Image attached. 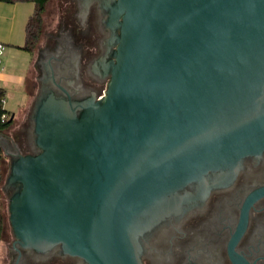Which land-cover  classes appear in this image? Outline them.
Listing matches in <instances>:
<instances>
[{
	"label": "water",
	"instance_id": "obj_1",
	"mask_svg": "<svg viewBox=\"0 0 264 264\" xmlns=\"http://www.w3.org/2000/svg\"><path fill=\"white\" fill-rule=\"evenodd\" d=\"M101 4L119 30L103 97L58 95L45 74L33 150L0 144L2 188L17 249L142 264L140 233L181 188L264 150V0Z\"/></svg>",
	"mask_w": 264,
	"mask_h": 264
},
{
	"label": "flooded vegetation",
	"instance_id": "obj_2",
	"mask_svg": "<svg viewBox=\"0 0 264 264\" xmlns=\"http://www.w3.org/2000/svg\"><path fill=\"white\" fill-rule=\"evenodd\" d=\"M63 3L55 30L44 31L46 42L43 46L42 39L35 50V98L46 74L58 95L99 99L108 86L119 30L115 33L107 23L101 0L87 8L83 0ZM32 137L26 119L0 133V144L31 152ZM13 241L1 264H90L61 247L17 249ZM138 243L142 264H264V150L181 188L165 214L140 233Z\"/></svg>",
	"mask_w": 264,
	"mask_h": 264
},
{
	"label": "crops",
	"instance_id": "obj_3",
	"mask_svg": "<svg viewBox=\"0 0 264 264\" xmlns=\"http://www.w3.org/2000/svg\"><path fill=\"white\" fill-rule=\"evenodd\" d=\"M34 7L32 1H0V42L5 45L0 88L5 92L4 107L8 116L15 120L13 127L28 119L37 92V85L32 84L30 78L34 54L22 48L26 24Z\"/></svg>",
	"mask_w": 264,
	"mask_h": 264
},
{
	"label": "trees",
	"instance_id": "obj_4",
	"mask_svg": "<svg viewBox=\"0 0 264 264\" xmlns=\"http://www.w3.org/2000/svg\"><path fill=\"white\" fill-rule=\"evenodd\" d=\"M4 2H17V1H32L35 4L34 11L30 15L26 24V38L25 43L22 46L23 49L27 50L31 54L35 53V50L41 43L44 30L45 21L44 14L47 10V5L51 0H0ZM5 98V92L0 88V132H6L10 130L14 125V118L8 116V110L4 107V102L1 98ZM3 149L0 147V196L2 194V187L4 184V173L3 165L6 159ZM5 225V213L0 209V241L3 238Z\"/></svg>",
	"mask_w": 264,
	"mask_h": 264
},
{
	"label": "rangeland",
	"instance_id": "obj_5",
	"mask_svg": "<svg viewBox=\"0 0 264 264\" xmlns=\"http://www.w3.org/2000/svg\"><path fill=\"white\" fill-rule=\"evenodd\" d=\"M63 0H51L47 5L46 13L44 14V21H45V30L44 31H53L55 30L57 26V21L60 14V7L62 6ZM46 42V38H43V46ZM36 53H34V69L31 73V82L34 85L36 84V81L34 80V75L36 74L35 70V63L37 59ZM37 85V84H36ZM37 90V88H35ZM27 152V151H26ZM6 159L4 161L3 165V173H4V182L6 180V177L9 173L10 169V160L9 157L6 155ZM12 191L8 190V193L6 190L2 188V194L0 196V209L3 210L5 213V225H4V234L3 238L0 241V264L5 259L7 252H8V246L13 241L14 237L12 234L10 222H9V211H8V204H9V198Z\"/></svg>",
	"mask_w": 264,
	"mask_h": 264
},
{
	"label": "built area",
	"instance_id": "obj_6",
	"mask_svg": "<svg viewBox=\"0 0 264 264\" xmlns=\"http://www.w3.org/2000/svg\"><path fill=\"white\" fill-rule=\"evenodd\" d=\"M4 49H5V45H4V43L0 42V70L3 69V65H2V61H3V59H2V55H3V53H4ZM1 99H2L1 101L4 102V97L1 98Z\"/></svg>",
	"mask_w": 264,
	"mask_h": 264
}]
</instances>
